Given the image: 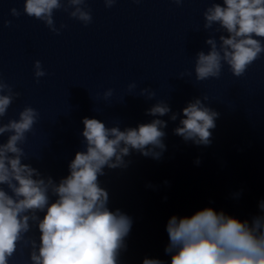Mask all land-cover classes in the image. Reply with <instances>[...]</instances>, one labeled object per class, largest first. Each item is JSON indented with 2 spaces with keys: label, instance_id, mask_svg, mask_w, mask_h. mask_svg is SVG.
I'll return each instance as SVG.
<instances>
[{
  "label": "water",
  "instance_id": "water-1",
  "mask_svg": "<svg viewBox=\"0 0 264 264\" xmlns=\"http://www.w3.org/2000/svg\"><path fill=\"white\" fill-rule=\"evenodd\" d=\"M61 2L53 15L57 34L26 15V0H0V77L19 93L3 123L18 120L25 107L39 113L21 145L23 163L59 183L75 154L86 150L85 117L122 131L154 119L167 122V150L159 160L133 150L126 169L105 168L99 177L109 209L132 220L117 264H143L145 258L171 264L165 248L172 216L191 217L205 208L241 222L264 215V53L239 78L227 65L219 79L197 81L194 71L196 54L210 50L205 41L219 37L217 26L204 29L203 13L223 0H116L111 8L104 0H86L83 7L92 16L87 25L71 18L74 9L65 11L66 0ZM36 61L46 73L39 79ZM143 89L155 97L142 96ZM197 98H207L205 105L219 113L207 147L174 134L183 109ZM161 102L172 112L146 115ZM172 113L179 114L175 122ZM45 214L39 213L41 219ZM27 235L39 242L36 226ZM30 252L20 246L9 264H31Z\"/></svg>",
  "mask_w": 264,
  "mask_h": 264
},
{
  "label": "clouds",
  "instance_id": "clouds-1",
  "mask_svg": "<svg viewBox=\"0 0 264 264\" xmlns=\"http://www.w3.org/2000/svg\"><path fill=\"white\" fill-rule=\"evenodd\" d=\"M85 2L66 0L68 7L64 10L74 9L71 18L87 25L92 16L84 9ZM104 2L111 8L116 0ZM174 2L179 5L184 0ZM61 7V0H26L24 12L59 34L53 15ZM11 14L21 15L16 8ZM203 16L204 29L217 26L219 37L208 38L205 43L210 50L196 54L197 81L219 79L225 65L235 77L244 76L264 53V0L213 2ZM34 67L38 79L46 75L39 61ZM111 95V91L106 93ZM141 95L155 97L149 89H143ZM18 96L0 77V137H8L7 142H0V264H9L20 246L30 247L31 264H117L120 252L126 250L132 220L119 209H109V193L100 186L99 177L106 175L105 168L126 169L130 161L125 157L133 150L159 160L167 150L166 133L162 131L167 122L154 119L122 131L119 126L109 128L85 117L82 137L86 150L75 154L68 166L69 175L57 183L23 163L26 153L21 145L38 122L39 113L25 107L18 120L3 123ZM203 101L197 98L183 109L184 118L174 134L185 142L207 147L212 143L211 130L216 128L219 113ZM171 112L170 106L161 102L146 115L163 117ZM178 116L172 113L170 119L175 122ZM51 197H56L55 202H50ZM259 209L264 213V201ZM45 212L41 219L39 213ZM33 226L40 233L39 242L27 235ZM166 231L169 244L165 253L171 256V264H264V215L241 222L223 211L205 208L191 217L172 216ZM143 264L164 262L145 258Z\"/></svg>",
  "mask_w": 264,
  "mask_h": 264
}]
</instances>
